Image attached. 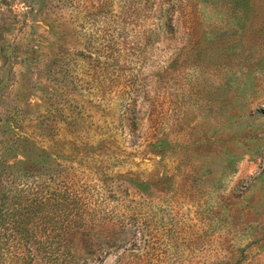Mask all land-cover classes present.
Listing matches in <instances>:
<instances>
[{"label":"rangeland","instance_id":"1","mask_svg":"<svg viewBox=\"0 0 264 264\" xmlns=\"http://www.w3.org/2000/svg\"><path fill=\"white\" fill-rule=\"evenodd\" d=\"M0 264H264V0H0Z\"/></svg>","mask_w":264,"mask_h":264}]
</instances>
